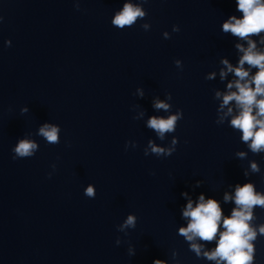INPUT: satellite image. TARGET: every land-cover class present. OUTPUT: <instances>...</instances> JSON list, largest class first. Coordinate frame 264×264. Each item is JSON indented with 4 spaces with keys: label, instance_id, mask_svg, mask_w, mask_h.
I'll return each instance as SVG.
<instances>
[{
    "label": "clouds",
    "instance_id": "clouds-1",
    "mask_svg": "<svg viewBox=\"0 0 264 264\" xmlns=\"http://www.w3.org/2000/svg\"><path fill=\"white\" fill-rule=\"evenodd\" d=\"M237 10L243 13L242 18L230 17L223 24V31L247 40L248 47L245 49L243 45H236L243 52L238 67L233 68L227 60L223 61L227 66V72H233L238 79L228 83L227 88L231 90L235 87L236 91H229L224 94L220 107L223 109L224 106L235 101L239 111L238 115L231 119V126L242 132L244 142L251 141L249 147L253 152H259L264 150V98L257 99V97H264V53L256 51V44L249 37L264 32V0H237ZM144 15V11L139 6L125 3L122 10L116 13L112 23L122 29L125 26L133 25L137 18H143ZM245 63L250 67L259 69L251 80L247 79L249 71L244 68ZM227 72L221 71V79L227 75ZM216 96L220 97L221 93L217 92ZM154 107L167 111L169 105L163 101H156ZM254 108L256 109L255 114H253ZM232 111V108H229L225 115H230ZM180 115L177 113L168 118L154 116L149 118L147 126L155 130L162 139L165 133L174 131ZM58 132L59 129L50 124H44L39 129V134L52 144L58 143ZM149 147L157 155H170L172 151V149L160 148L151 141ZM36 148L35 142L21 140L14 152L17 157H30ZM239 155L243 156L244 154L240 153ZM252 170L258 171L254 163ZM85 194L93 197L95 195L93 187L89 186ZM224 199L227 201L233 198L225 194ZM234 202L237 208L233 209L230 217H223L219 203L214 199L205 201L203 195L199 197V202L195 207L189 200L183 211V216L189 218V223L186 228H181L179 231L189 241L196 237L204 241H212L217 236L223 219L224 231L219 232L216 248L212 252L205 253L208 259L217 260V264H220L221 261L225 264H250L252 260L253 247L249 241L255 238L256 233L250 228L248 222L252 220L251 210L253 206L264 207V196L257 194L251 184L242 187L238 185L235 190ZM135 223L136 217L129 215L124 224L121 225V229L129 226L135 227ZM260 232L264 233V226L260 228ZM200 248V245L192 244V249L198 255ZM155 264H163V262L157 260Z\"/></svg>",
    "mask_w": 264,
    "mask_h": 264
}]
</instances>
